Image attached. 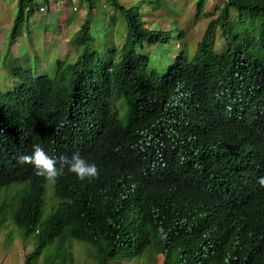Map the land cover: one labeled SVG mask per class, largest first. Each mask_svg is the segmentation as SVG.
Returning a JSON list of instances; mask_svg holds the SVG:
<instances>
[{
	"label": "trees",
	"instance_id": "1",
	"mask_svg": "<svg viewBox=\"0 0 264 264\" xmlns=\"http://www.w3.org/2000/svg\"><path fill=\"white\" fill-rule=\"evenodd\" d=\"M103 1L126 26L121 45L100 43L102 0H78L74 59L48 73L36 54H4L0 231L31 244L23 264H79L76 243L90 249L86 264H264V0H220L216 17L196 0L210 21L194 52L174 21L146 26L142 6L163 0ZM50 2L17 1L11 47ZM34 144L56 159L79 152L100 175L65 170L45 215L39 176L17 162Z\"/></svg>",
	"mask_w": 264,
	"mask_h": 264
},
{
	"label": "rangeland",
	"instance_id": "2",
	"mask_svg": "<svg viewBox=\"0 0 264 264\" xmlns=\"http://www.w3.org/2000/svg\"><path fill=\"white\" fill-rule=\"evenodd\" d=\"M18 0H0V71L3 72L2 61L4 54L8 48L11 50L9 54L16 56L17 59L26 64L32 61L34 54L39 56V63L44 62L50 67L45 71L53 73L54 68L52 62L59 59H74L76 57V46L73 45L80 26L87 15V6L80 4L78 0H51L48 11L41 10L29 18V22L25 23L26 32L18 37L11 47L9 35L14 25V20L17 14ZM124 3L139 4L142 0H121ZM165 6L158 10H153L148 3L143 5L144 20L146 26L154 28L160 26L168 29L174 21L177 27L184 29L186 32V42L189 45L191 52L197 48L199 42L203 39L206 28L210 21V17L201 15L196 17V0H163ZM220 3V0H208L207 11L211 16H218L219 12L215 9V5ZM99 12L105 19L102 21L104 29L99 34L100 43L110 37L116 45H121L125 40L126 26L122 22L120 14L114 11H109L108 15H104V8H109L104 1L100 4ZM104 7V8H102ZM175 9V10H174ZM171 11V12H170ZM115 15L118 18L114 27L107 30V26L111 24L110 17ZM98 24L99 28H103ZM110 26V25H109ZM107 30V31H106ZM176 35V32H175ZM182 45L177 42V47ZM145 44V50L153 56L157 55L156 47L148 48ZM38 60V59H37ZM52 60V61H50ZM5 75V72H3ZM49 207L46 205L44 209L45 215L49 212ZM9 229L4 228L0 231V264H23L26 253L31 249V244H27L21 238L14 236L9 240ZM11 237V236H10ZM76 253L79 264H86L91 261L90 249L85 245L76 243ZM161 259L157 260L156 264L161 263ZM38 264H42L39 262ZM122 264H142L137 262H124ZM155 264V263H151Z\"/></svg>",
	"mask_w": 264,
	"mask_h": 264
},
{
	"label": "clouds",
	"instance_id": "3",
	"mask_svg": "<svg viewBox=\"0 0 264 264\" xmlns=\"http://www.w3.org/2000/svg\"><path fill=\"white\" fill-rule=\"evenodd\" d=\"M30 154H23L18 157L21 165H32L35 174L39 176L36 182L35 195L45 201L49 206L56 202V182L67 172L73 173L81 181H91L100 175V169L94 162H90L79 152L73 153L70 157L60 156L59 159L50 156L40 144H34ZM261 187H264V176L258 179ZM264 198V195H262ZM262 227L258 230L260 243H264V214L261 217Z\"/></svg>",
	"mask_w": 264,
	"mask_h": 264
},
{
	"label": "built area",
	"instance_id": "4",
	"mask_svg": "<svg viewBox=\"0 0 264 264\" xmlns=\"http://www.w3.org/2000/svg\"><path fill=\"white\" fill-rule=\"evenodd\" d=\"M44 8H42V10H43Z\"/></svg>",
	"mask_w": 264,
	"mask_h": 264
}]
</instances>
